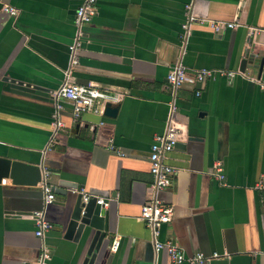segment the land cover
I'll return each instance as SVG.
<instances>
[{
	"label": "crops",
	"instance_id": "obj_1",
	"mask_svg": "<svg viewBox=\"0 0 264 264\" xmlns=\"http://www.w3.org/2000/svg\"><path fill=\"white\" fill-rule=\"evenodd\" d=\"M188 4L97 0L72 82L108 98L99 112L76 121L71 103L55 96L71 67L78 2L0 0V158L50 175L55 202L46 210L53 225L47 264H84L87 258L90 241L68 231L81 191L108 203V231L93 264L156 263L151 231L139 217L154 198L151 148L167 129L178 133L169 155L177 172L159 194L174 208L160 241L187 256L228 255L209 264H264V32L248 33L264 31V0H194L193 16L241 27L217 34L197 24L187 37ZM4 6L19 16L4 13ZM249 59L253 65L243 72ZM178 64L190 78L175 90L168 75ZM204 69L234 76L196 83L195 73ZM108 104L118 109L116 117L105 115ZM61 181L75 186L61 187ZM40 184L2 179L0 264L38 261L42 243L31 215L43 208ZM159 262L172 264L166 252Z\"/></svg>",
	"mask_w": 264,
	"mask_h": 264
},
{
	"label": "built area",
	"instance_id": "obj_2",
	"mask_svg": "<svg viewBox=\"0 0 264 264\" xmlns=\"http://www.w3.org/2000/svg\"><path fill=\"white\" fill-rule=\"evenodd\" d=\"M76 1L78 2V8L76 11L74 24L77 29V39L75 44L69 48L71 55V67L69 71H67L66 79L56 92L55 97L59 102L67 101L71 103L73 107V117L76 121H79L82 116L87 113L99 112L103 102L107 100L108 96L94 87L78 85L72 82L74 68L80 65L79 52L81 51L82 47L81 38L83 37V28L90 25L94 18L98 15L97 0ZM193 1L194 0H191V4L186 5L188 15L186 22L182 26L187 37L191 34L192 27L197 24H208L217 34L226 30H232L241 27L239 23L200 19L193 16ZM2 10L12 18L16 19L19 16V12L10 6H4ZM261 32L264 31L257 28L248 29L250 36H255ZM219 76L233 77L234 74L224 71L204 69L197 71L194 75V79L196 83L203 84L209 80H214ZM189 78L190 74L188 68L184 65L178 64L169 72L168 82L173 89L178 90L184 84H186ZM200 95L201 93L197 92V96ZM62 109L63 107L58 105V111ZM54 141L55 139L52 140L51 143L53 144ZM177 143L178 133L174 130L167 129L166 133L155 138L149 157L150 173L154 179L152 184L154 198L151 203L142 208L139 220L143 222L151 231L156 254L155 264H160L159 255L161 252L167 253L172 264H209L216 260L226 259L228 258V255H221L219 253H213L209 256L205 255L204 253H196L192 256H187L178 245L171 242L165 243L160 241L161 229L164 226L170 224L174 216L173 206L167 205L164 201H162L159 198V194L171 187L174 176L176 175L177 170L169 164V155L175 150ZM217 170L218 173L222 171L221 167H217ZM49 178V173L47 171H43V179L40 184L44 194L43 208L31 215L32 220L35 222L37 227L35 235L42 243L41 254L35 264H47L51 258V251L47 245L46 239L48 234L53 230V225L46 218V210L48 206L54 204L55 202V189L49 184ZM259 189L264 190V181L260 184ZM80 193L83 196V201L85 204L95 199L97 200V204L101 206L108 205L105 199H101L96 195L86 194L83 191ZM119 247L120 242L116 240L112 244L111 251L116 253ZM262 254L264 255V250L262 251Z\"/></svg>",
	"mask_w": 264,
	"mask_h": 264
},
{
	"label": "water",
	"instance_id": "obj_3",
	"mask_svg": "<svg viewBox=\"0 0 264 264\" xmlns=\"http://www.w3.org/2000/svg\"><path fill=\"white\" fill-rule=\"evenodd\" d=\"M252 60L253 59L243 61V72L248 65H253ZM261 68H263V64ZM117 113L118 109L113 108L111 104L106 106V116L114 118ZM4 178L12 179L15 184L22 183L30 186H37L42 182L43 170L39 166L0 158V183ZM60 186L70 188L75 185L68 181H61ZM108 216L109 214L103 210V206L97 204V200L93 199L85 204L83 203V197H79L69 222L68 231L70 234L75 231L77 232V238L83 237L86 242L90 241V247L84 264L94 263L96 254L106 238L105 233L108 231L106 226ZM103 223H105V226Z\"/></svg>",
	"mask_w": 264,
	"mask_h": 264
}]
</instances>
